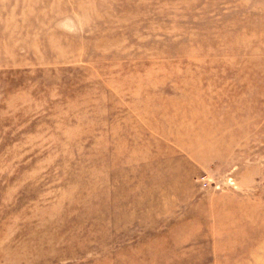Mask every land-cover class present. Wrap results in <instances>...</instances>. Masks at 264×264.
<instances>
[{
  "label": "rangeland",
  "instance_id": "rangeland-1",
  "mask_svg": "<svg viewBox=\"0 0 264 264\" xmlns=\"http://www.w3.org/2000/svg\"><path fill=\"white\" fill-rule=\"evenodd\" d=\"M263 223L264 0H0V264H264Z\"/></svg>",
  "mask_w": 264,
  "mask_h": 264
},
{
  "label": "bare ground",
  "instance_id": "bare-ground-1",
  "mask_svg": "<svg viewBox=\"0 0 264 264\" xmlns=\"http://www.w3.org/2000/svg\"><path fill=\"white\" fill-rule=\"evenodd\" d=\"M207 149L212 150V148H209V147H208ZM115 152H116V151H115ZM201 212H202V211H201ZM204 213H205V212H204ZM35 214H36V213H35ZM47 214H48V213H47ZM43 216H45V215H43ZM47 216H48V215H47ZM50 216H51V215H50ZM48 217H49V216H48ZM43 219H44V217H43ZM262 222H263V221H262ZM254 224H255V223H254ZM263 224H264V223H263ZM260 227L262 228L263 225H260ZM211 228H212V227H211ZM210 230H211V229H210ZM238 230H239V229H238ZM212 231H213V230H212ZM236 231H237V230H236ZM92 235H93V234H92ZM50 238H51V237H50ZM52 238H53V237H52ZM81 239H82V238H81ZM81 239H80V240H81ZM41 240L44 241V237H43V239H41ZM49 240H50V239H49ZM49 240H48V241H49ZM48 241H47V243H49ZM56 241H57V240H56ZM75 241H76V240H75ZM236 241H237V240H236ZM236 241H234V242H236ZM61 242H62V240H61ZM47 243H46V244H47ZM183 243H184V242H183ZM51 244H52V243H51ZM56 244H57V243H56ZM56 244H55V247H57ZM70 244H71V243H70ZM72 244H73V243H72ZM234 244H235V243H234ZM239 244H240V243H239ZM49 245H50V244H49ZM67 245H68V244H67ZM78 245H79V244H78ZM220 245H221V244H220ZM230 245H231V244H230ZM82 247H83V246H82ZM216 247H217V246H216ZM217 248H218V247H217ZM223 248H224V247H223ZM227 248H228V247H227ZM229 248H231V247H229ZM259 248H261V247H259ZM214 249H215V248H214ZM225 249H226V248H225ZM215 250H216V249H215ZM261 251H262V250H261ZM224 252H225V251H224ZM257 257H259V256H257ZM172 258H173V257H172ZM176 259H177V257H176ZM178 259H179V257H178ZM180 259H182V257H180ZM225 259H226V258H225ZM255 260H256V262H257V259H255ZM258 260L260 261V259H258ZM225 261H226V260H225ZM241 261H242V260H241ZM245 261H246V260H245ZM247 261L249 262V260H247ZM251 261H253V259H252ZM259 261H258V262H259ZM218 262H219V261H218ZM243 262H244V261H243ZM258 262H257V263H258ZM223 263H224V262H223ZM238 263H240V262L238 261ZM238 263H237V264H238ZM249 263H250V262H249ZM149 264H150V263H149ZM245 264H246V263H245ZM247 264H248V263H247ZM251 264H252V263H251Z\"/></svg>",
  "mask_w": 264,
  "mask_h": 264
}]
</instances>
